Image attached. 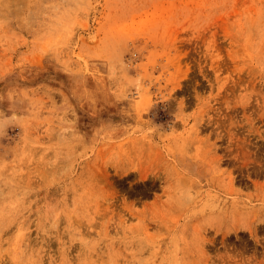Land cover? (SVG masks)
Listing matches in <instances>:
<instances>
[{
    "label": "rangeland",
    "instance_id": "obj_1",
    "mask_svg": "<svg viewBox=\"0 0 264 264\" xmlns=\"http://www.w3.org/2000/svg\"><path fill=\"white\" fill-rule=\"evenodd\" d=\"M263 108L264 0H0V264H264Z\"/></svg>",
    "mask_w": 264,
    "mask_h": 264
},
{
    "label": "bare ground",
    "instance_id": "obj_2",
    "mask_svg": "<svg viewBox=\"0 0 264 264\" xmlns=\"http://www.w3.org/2000/svg\"><path fill=\"white\" fill-rule=\"evenodd\" d=\"M263 109H264V108H263ZM258 112H259V111H258ZM261 112H262V110H261ZM259 113H260V112H259ZM221 122H222V121H221ZM223 123H224V122H223ZM235 124H236V123H235ZM224 125H226V124H224ZM232 125H233V123H232ZM220 126H221V125H220ZM233 126H234V125H233ZM221 127H222V126H221ZM250 128H251V127H250ZM256 128H257V129H258V128L260 129V127H256ZM220 129H221V128H220ZM217 130H219V129H217ZM232 130H233V129H232ZM236 130H237V129H236ZM252 130H253V129H252ZM225 131H226V130H225ZM262 131H263V130H262ZM250 133H251V132H250ZM262 133H263V132H262ZM222 134H223V133H222ZM222 134H221V136H222ZM225 134H226V133H225ZM230 134H231V133H230ZM262 136H263V135H262ZM227 137H229V136H227ZM243 142H244V141H243ZM247 142H249V141L247 140L244 144H242V143L240 144V143L238 142V143H237V145H238L237 147H239V146H240V147H239L238 149L235 148V150H238V151H236L235 154L241 152V154H243V155H242V156H243L242 158H243V160H244L246 163L248 162V160H251V159H252V155H251V153H250L251 151H249V146H248L249 144H247ZM249 143H250V142H249ZM251 143H252V142H251ZM251 143H250V145H253V146H255V145L257 144V143H256V144L254 143V144H255V145H254V144H251ZM235 144H236V143H235ZM235 144H234V145H235ZM239 144H240V145H239ZM253 146H252V147H253ZM256 146L258 147V144H257ZM256 146H255V147H256ZM259 146H260V145H259ZM232 147H233V146H232ZM252 147H251V148H252ZM260 147H261V146H260ZM230 149H231V148H230ZM252 149H253V148H252ZM214 150H215V149H214ZM235 150H234V151H235ZM250 150H251V149H250ZM254 150H255V149H254ZM254 150H253V151H254ZM256 150H257V149H256ZM259 150H260V149H259ZM263 150H264V149H263ZM259 152H260V151H259ZM259 152H256V153L258 154V156H260V154H261V152H260V154H259ZM232 153H233V152H232ZM263 153H264V151H263ZM253 154H255V151H254ZM261 155H262V154H261ZM220 156H221V155H220ZM255 156H256V155H255ZM237 157H238V154H237ZM218 158H219V157H218ZM220 158H221V157H220ZM238 158H239V157H238ZM254 158L256 159V157H254ZM262 158H263V156H262ZM257 159H258V157H257ZM218 160H219V159H218ZM258 160H260V159H258ZM262 161H264V159H263ZM222 162H223V161H222ZM259 162H260V161H259ZM254 163H255V162H254ZM256 163H257V162H256ZM260 163H264V162H260ZM250 165H251V164H250ZM250 165H249V166H250ZM262 165H263V164H262ZM262 165H260V167H261ZM247 166H248V165H247ZM252 166H253V165H252ZM254 166L256 167V166H259V165H254ZM254 166H253V167H254ZM239 167H241V166H239ZM240 170H241V169H240ZM240 170H239V171H240ZM260 170H261V169H260ZM232 173H233V172H231V174H232ZM235 174H236V172H235ZM231 176H233V175H230V178H233V177H231ZM231 180H232V179H231ZM231 180H230V182H231ZM189 183H190V182H189ZM256 188H257V187H256ZM185 199H186V198H185ZM188 202H189V200H188ZM227 209H228V208H227ZM227 209H226V210H227ZM231 213H232V212H231ZM226 214H227V213H226ZM47 225H48V224H47ZM237 227H238V226H237ZM223 228H224V227H223ZM234 229H235L234 226H230V229H229V230H234ZM236 229H237V228H236ZM253 231H254V230H253ZM253 231L251 230L252 233H253ZM254 232H255V231H254ZM257 235H258V233H257ZM28 248H29V247H28ZM85 251H86V250H85ZM101 255H102V254H101ZM230 257L232 258L233 256H230ZM231 260H232V259H231ZM253 260H254V259H253ZM252 262H253V261H252ZM254 262H255V261H254ZM254 262H253V263H254ZM256 262H257V261H256ZM253 263H252V264H253ZM257 263H258V262H257Z\"/></svg>",
    "mask_w": 264,
    "mask_h": 264
}]
</instances>
